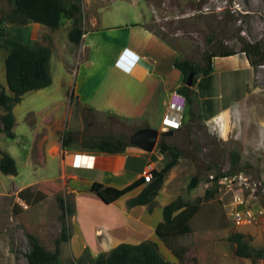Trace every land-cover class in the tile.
Masks as SVG:
<instances>
[{
	"label": "rangeland",
	"instance_id": "rangeland-1",
	"mask_svg": "<svg viewBox=\"0 0 264 264\" xmlns=\"http://www.w3.org/2000/svg\"><path fill=\"white\" fill-rule=\"evenodd\" d=\"M66 1L80 6L81 28L88 29L87 22L94 16L102 22L124 17L133 20L137 13L147 15L146 26L174 50L177 58L206 66L211 57L215 71L210 97L204 99L201 93L194 92L192 106L185 108L181 126L164 136V141L175 146L180 156L167 172L164 189L157 197V202L163 203L180 196L190 204H198V210L189 221L190 232L170 242L172 247L184 249L181 260L166 247L160 246L159 251L170 264H264V257L236 255L235 244L228 240L229 235L240 232L264 255V0L63 3ZM13 7L11 0H0V26L16 40L42 43L52 51L48 62L52 84L26 93L15 105L14 138L0 132V148L14 158L17 168L15 175L0 172V264H28V234L54 250L62 221L69 235L72 233V212L63 211L59 201L63 199V204L73 211L72 193L61 190L58 159H47V149L61 143L64 132L75 138L66 149L81 150L84 137L112 135L129 140L135 130L149 122L145 118L128 119L84 108L70 92L76 67L86 56L79 44L68 39L71 19L62 16L57 29L33 22L28 32V27L8 22ZM6 54L1 48L0 88L10 94L5 78ZM193 88L197 90L196 86ZM2 113L4 109L0 107ZM164 113V106L151 110L149 119L155 126L150 127L163 131ZM159 139L160 136L153 149L157 156ZM131 147L144 153L137 146ZM169 158L170 154L164 151L159 166ZM217 173L228 178L214 188L209 176ZM195 174L199 181L190 189L187 185ZM47 176L55 180L41 181ZM232 177L234 185H229ZM213 188V195L205 197V191ZM235 192L247 198L243 205L235 204ZM244 206L253 210L254 217L245 224H236L232 209ZM77 242H60L62 264L82 254L71 251V247L77 249Z\"/></svg>",
	"mask_w": 264,
	"mask_h": 264
},
{
	"label": "crops",
	"instance_id": "crops-1",
	"mask_svg": "<svg viewBox=\"0 0 264 264\" xmlns=\"http://www.w3.org/2000/svg\"><path fill=\"white\" fill-rule=\"evenodd\" d=\"M146 16L137 13L133 20L124 17L102 22L97 16L91 17L88 29L82 27L79 46L86 51V56L76 67L70 91L79 103L94 110L128 119L145 118L149 123L140 128L155 126L150 122L149 112L163 106L166 111V101L182 79L181 72L174 66L177 58L174 50L146 26ZM32 23L24 25L28 32ZM214 71L212 65L210 74L200 75L192 85V88L197 87V90L193 88L194 92L201 93L204 99L210 97ZM52 82L51 79L50 85ZM143 152L131 146L111 154L63 149L60 142L47 149V159H58L60 175L57 178H60L61 190L72 193L74 210H71L72 233L68 240H78L77 249L71 247L73 253L81 254L87 248L95 257L119 243L136 244L143 240L153 241L158 249L160 246L165 249L166 245L155 232L162 220L163 206L168 203L157 202L165 181L153 198L151 210L148 204L127 205V200L136 196L146 184L142 172L162 167L159 163L163 150L159 149L158 156L154 150ZM54 180L52 176L41 179L44 182Z\"/></svg>",
	"mask_w": 264,
	"mask_h": 264
},
{
	"label": "trees",
	"instance_id": "trees-1",
	"mask_svg": "<svg viewBox=\"0 0 264 264\" xmlns=\"http://www.w3.org/2000/svg\"><path fill=\"white\" fill-rule=\"evenodd\" d=\"M13 9L8 16V22L18 25H25L29 22L43 24L50 29H57L60 25L62 16L71 19L72 25L68 31V39L79 44L83 30L80 26L81 18L79 16L80 6L75 2L63 0H11ZM4 48L7 54L4 59L5 78L7 89L10 94L0 88V107L4 113L0 114L2 127L0 132L5 133L9 138H14L12 131L14 127L13 106L18 103L22 95L28 91L42 89L51 83L48 71V62L51 56V48L48 45L32 42L25 43L14 39L7 31L0 26V49ZM227 55V54H226ZM224 56V55H222ZM206 66H201L189 59L176 58L174 66L182 74V84L177 88L186 100V108L189 109L193 103L194 90L192 85L196 83V77L193 76L191 86L186 85V78L189 72L199 73V75H209L212 70L211 57H208ZM89 111L94 110L92 107L84 105ZM116 117H120L111 113ZM75 138L69 132H64L61 138L63 149L69 148ZM81 150L103 152V153H120L126 148L133 146L125 137H115L112 135L101 137H84L81 141ZM157 148L168 152L170 158L163 166L156 170L151 169V180L146 182L141 191L134 197L127 200L128 206L139 204H148L149 210L153 204V198L162 185L167 172L177 163L180 151L173 145L164 141L160 137L157 142ZM0 172L6 175H15L17 173L14 158L0 148ZM221 174H216V179ZM144 179V178H143ZM144 181V180H143ZM199 177L193 175L187 187L192 189L197 186ZM217 186L216 182L213 184ZM212 190H206L205 197L213 195ZM61 209L65 212H71L67 205L63 204V199L59 198ZM198 210V204H190L177 196L172 201L163 206L162 220L155 228L156 235L171 251L172 255L181 260L184 249H177L171 246V241L177 237L190 232V219ZM63 219V215L61 217ZM29 250L26 253L28 264H62L60 260L59 244L61 241H67L69 238L68 228L62 221L60 236L56 239L54 250L45 248L38 239L32 235H27ZM228 240L235 244V254L246 258H263L261 249L251 246L245 239L244 234L234 232L228 236ZM194 263H196L194 261ZM68 264H170L167 259L160 253L157 244L150 240H143L136 244L119 243L108 252L99 253L92 257L86 248L75 260Z\"/></svg>",
	"mask_w": 264,
	"mask_h": 264
},
{
	"label": "built area",
	"instance_id": "built-area-1",
	"mask_svg": "<svg viewBox=\"0 0 264 264\" xmlns=\"http://www.w3.org/2000/svg\"><path fill=\"white\" fill-rule=\"evenodd\" d=\"M165 105H166V111L163 117L161 118L162 129L163 130L178 129L182 124L183 113L186 108L185 97L181 93H179L176 89L171 93ZM94 157L92 160L93 164L95 161ZM219 174L221 175L217 179H216V174L214 175L211 174L209 176L210 183L216 182V184L219 185L224 182V179L228 178V176L225 175L224 173H219ZM143 178L145 182H149L151 180V170L149 169L144 170ZM233 180L234 177H232V179H229V183H230L229 185H234ZM248 196L251 197L250 194ZM232 199L235 201L236 205H243L244 201L247 200V198L240 195L239 192H235L233 194ZM232 217L236 224H245L253 219L254 213L253 210L247 206L240 208L234 207L232 209Z\"/></svg>",
	"mask_w": 264,
	"mask_h": 264
},
{
	"label": "water",
	"instance_id": "water-1",
	"mask_svg": "<svg viewBox=\"0 0 264 264\" xmlns=\"http://www.w3.org/2000/svg\"><path fill=\"white\" fill-rule=\"evenodd\" d=\"M194 72H189L186 78V85L191 86ZM173 130H163L159 132L158 129L153 127H142L135 130L129 137V142L142 149L143 151L150 152L156 146L158 136H169Z\"/></svg>",
	"mask_w": 264,
	"mask_h": 264
},
{
	"label": "clouds",
	"instance_id": "clouds-1",
	"mask_svg": "<svg viewBox=\"0 0 264 264\" xmlns=\"http://www.w3.org/2000/svg\"><path fill=\"white\" fill-rule=\"evenodd\" d=\"M39 24H40V23H39ZM40 25L44 26L43 24H40Z\"/></svg>",
	"mask_w": 264,
	"mask_h": 264
}]
</instances>
